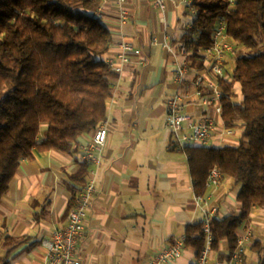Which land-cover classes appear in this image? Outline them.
<instances>
[{"label":"crops","instance_id":"obj_1","mask_svg":"<svg viewBox=\"0 0 264 264\" xmlns=\"http://www.w3.org/2000/svg\"><path fill=\"white\" fill-rule=\"evenodd\" d=\"M166 6L162 19L151 0H126L124 20L116 4L102 7L101 22L112 37L104 60L117 61L122 43L138 51L129 55L130 62L112 81L106 143L90 163L79 147L92 134L82 136L70 152L51 150L21 161L0 200V260L44 264L43 242L65 224L69 201L92 177L95 192L77 246L78 264H147L182 239L187 226L201 224L204 211L215 207L216 219L240 213L238 189L228 177H222L217 187L206 184L203 202L196 201L188 158L172 145L164 126L166 102L176 93L189 95L185 112L194 119L212 114L192 96L193 69L181 87L174 83L175 59L165 44L177 53L191 20H184L189 12L181 0H168ZM239 141L231 138L229 143ZM80 174L78 183L75 177ZM236 233L248 236L244 264H262V248L252 246L264 242V209L253 208L249 222ZM218 253L227 254V242L221 243ZM218 253L211 252V263L227 264L218 260ZM182 256L169 264H194L192 250L184 247Z\"/></svg>","mask_w":264,"mask_h":264},{"label":"trees","instance_id":"obj_2","mask_svg":"<svg viewBox=\"0 0 264 264\" xmlns=\"http://www.w3.org/2000/svg\"><path fill=\"white\" fill-rule=\"evenodd\" d=\"M100 3L0 0V200L22 160L32 161L51 150L70 152L82 136L93 134L106 121L116 73L104 60L112 37L96 17ZM192 4L196 15L180 38L191 70H208L203 53L212 45L220 19L235 49L252 53L237 56L233 70L227 71L229 80L220 81L222 124L230 130L241 127L239 143L184 150L197 195L205 194L213 168L238 189L240 213L210 223V249L218 253L227 242V254L218 253L217 258L228 261L237 247V229L249 222L253 208L264 209V0ZM236 86L240 102L234 101ZM82 175L75 177L78 183ZM74 201H69L68 211ZM184 237V247L197 257L205 247L202 224L187 226ZM261 248L264 264V242L252 246Z\"/></svg>","mask_w":264,"mask_h":264},{"label":"built area","instance_id":"obj_3","mask_svg":"<svg viewBox=\"0 0 264 264\" xmlns=\"http://www.w3.org/2000/svg\"><path fill=\"white\" fill-rule=\"evenodd\" d=\"M168 0H151L154 12L160 17H164L167 10ZM114 3L120 8L121 20L126 19V11L124 5L126 0H101L96 11V17H101L102 7L105 4ZM181 3L191 16L196 15L192 0H181ZM212 45L205 49L203 53V62L208 70L198 73L191 81L194 92L193 97L199 102V105L212 111L211 115H203L199 119H194L185 112V100L189 95L182 96L179 93L171 96L166 102V117L164 126L170 133L172 145L178 150L184 152L186 147L204 146V147H224L234 146L229 143L234 130L223 127L221 120L220 96L221 80H229L227 71L233 70L234 61L237 57L234 44L226 35V24L220 19L212 32ZM165 47L173 55L175 61L174 83L181 87L190 74V63L188 61V53L184 45H182L176 53L169 45ZM120 54L117 61L107 60L106 63L111 71L120 73L122 67L127 65L129 55L134 51L128 43L119 45ZM181 58V60H179ZM220 126V130L217 128ZM216 135L215 141L213 135ZM107 126L103 122L98 129L92 134L91 139L79 147V152L85 162L94 160L93 153L101 151L106 143ZM222 174L216 168H213L207 177V186L217 187L222 179ZM94 178H90L75 198L72 208L69 210L65 224L53 231L51 238L43 242L45 248L44 264H78L77 246L79 239L84 231V222L87 211L92 202L94 195ZM196 201L203 202L201 196H196ZM217 210L215 207L204 211V219L202 221V229L205 234V247L196 257L194 264H212L211 255V232L210 223L215 219ZM237 247L231 255L227 264H244L245 242L248 236L244 237L237 234ZM185 237L175 244L165 248L147 264H169L174 261L183 259L182 249L184 248Z\"/></svg>","mask_w":264,"mask_h":264},{"label":"rangeland","instance_id":"obj_4","mask_svg":"<svg viewBox=\"0 0 264 264\" xmlns=\"http://www.w3.org/2000/svg\"><path fill=\"white\" fill-rule=\"evenodd\" d=\"M187 16H188V17H185L184 20L186 21V18H187V21L189 22V21L192 19V16H191L190 14L187 15ZM249 54H252V53L246 51L244 48H242V47H240V46H237V47H236V55H237V56H241V55H249ZM235 88H236L237 94H235L236 97L234 98V101H235V102H240V98H241V96H240V94H239V87L236 86ZM200 108H201V107H200ZM231 138H233L234 140H240V139H241V127H240V128H237V129H235V130L233 131V135H232Z\"/></svg>","mask_w":264,"mask_h":264}]
</instances>
